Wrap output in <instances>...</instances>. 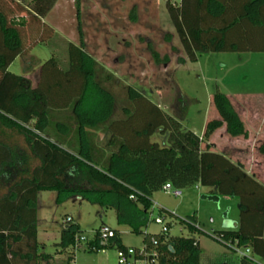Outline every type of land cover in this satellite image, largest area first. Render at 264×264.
<instances>
[{"label":"trees","instance_id":"trees-1","mask_svg":"<svg viewBox=\"0 0 264 264\" xmlns=\"http://www.w3.org/2000/svg\"><path fill=\"white\" fill-rule=\"evenodd\" d=\"M56 1L31 0L27 7L40 23L37 42L56 34L42 21ZM166 7L191 61L203 52H264V0H167ZM131 16L137 20L135 9ZM27 23V17L10 19L0 9V128L16 131L26 143L19 149L0 139V264H53V254L44 252L38 239L41 191H56L58 201L78 197L113 208L119 223L140 231L150 218L152 194L165 183L177 191L199 184L209 188L214 199L236 198L238 225L215 231L212 237L233 251L234 245L251 250L250 255L237 254V264H264V184L241 163L211 150V144L202 149L204 138L224 124L228 135L248 136L229 97L219 90L214 93L220 119L210 121L203 136L131 84L122 85L125 99L120 105L107 84L121 80L85 49L81 30L75 50L82 87L74 96L68 89L59 93L33 87L29 78L8 71L30 50L21 32ZM172 39V33H165L168 43ZM147 42L155 64H169L170 56H161L152 41ZM70 63L62 67L51 58L50 65L68 71ZM156 134L161 140H152ZM259 151L264 154V142ZM31 160L38 164L32 166ZM86 179L95 186L83 187ZM181 222L197 229L195 215ZM65 225L56 243L61 250L74 247L82 234L74 221ZM115 232L107 243L99 244L98 230L87 245L125 250ZM144 240L145 249L157 250L155 264H201L202 250L194 237L170 236L166 231L145 234Z\"/></svg>","mask_w":264,"mask_h":264},{"label":"rangeland","instance_id":"rangeland-1","mask_svg":"<svg viewBox=\"0 0 264 264\" xmlns=\"http://www.w3.org/2000/svg\"><path fill=\"white\" fill-rule=\"evenodd\" d=\"M30 2L0 0V9L7 12L10 19L28 18L29 23L21 28V32L25 46L30 50L18 56L8 71L20 76L30 73L32 86L36 83L47 91L59 93L68 89V95H75L77 88L83 85L78 51L75 50L79 48L81 30L85 49L121 80L107 84L117 94L120 105L125 99L122 85L131 84L163 109L181 118L184 127L201 134L208 122L220 119L213 101L217 90L226 94L239 110L255 107L264 99V52H203L198 54L196 61L189 60L167 10V0H80L79 5L76 0H57L42 18L56 34L38 42L34 36L39 33L40 23L27 11ZM133 9L136 21L131 18ZM167 32L173 34L171 43L165 40ZM147 41H152L161 56H170L169 64H155ZM51 58L62 67L71 62L70 69L52 67ZM181 58L186 62L181 63ZM99 136L103 137L101 133ZM0 139L13 147L26 148L23 136L14 130L0 128ZM237 139L228 135L226 129L219 128L209 138H204L202 149L210 143L211 150L225 153L245 168L247 159ZM152 140H161V137L156 134ZM37 164V160H31L32 166ZM83 183V187L95 186L87 179ZM175 191L167 193L160 189L152 194L150 218L140 231L119 223L113 208L78 197L58 201L56 191H41L38 196V238L42 250L53 254V264H64L69 256L72 258L70 264H118L120 252L117 246L93 250L86 242L77 244L75 241L74 247L67 250L57 248L62 226L66 217L71 216L90 241L99 228L106 225L117 230L125 248L145 249V234H163L164 225H167L170 236L199 240L201 264H237V253L212 235L239 219L238 200L222 196L214 199L209 196L210 189L199 184L183 189L180 194ZM193 215L196 216L195 230L181 222ZM157 217L164 223H156Z\"/></svg>","mask_w":264,"mask_h":264},{"label":"crops","instance_id":"crops-1","mask_svg":"<svg viewBox=\"0 0 264 264\" xmlns=\"http://www.w3.org/2000/svg\"><path fill=\"white\" fill-rule=\"evenodd\" d=\"M101 64L105 66L104 63ZM25 77L31 80L30 73L28 74V76ZM35 86H37L36 83L35 84L33 83V87ZM236 110L239 113L242 121L245 123L246 128L248 130L247 137L239 136L238 139L236 140V142L241 146L242 148L241 151L244 152L243 154L246 156L247 159V165L245 167L246 168L245 170L249 174L255 176L262 184H264V154L260 153L259 151L260 145L264 142V99L260 100V102L255 107H248V108L241 107V110L237 108ZM221 128L226 129V124H224ZM203 134L204 133H201L200 135L203 136ZM102 138H104V135ZM222 197H227V196H222ZM238 221L239 219L234 220V222H232L231 225L225 226L224 228L235 227L238 225ZM64 226L66 225H63L62 228ZM256 259L259 260V258Z\"/></svg>","mask_w":264,"mask_h":264},{"label":"built area","instance_id":"built-area-1","mask_svg":"<svg viewBox=\"0 0 264 264\" xmlns=\"http://www.w3.org/2000/svg\"><path fill=\"white\" fill-rule=\"evenodd\" d=\"M173 186L171 183H165L162 186V190L167 193H171L173 191ZM176 193V191H175ZM173 214V213H172ZM73 218L71 216H67L65 223L72 222ZM156 223L163 224L164 220L160 217L155 218ZM169 231V227L164 225V232ZM116 235V232L113 228L103 225L99 228V244H105V242L109 241ZM82 242H88V237L84 234H80L76 238V243L81 244ZM106 242V243H107ZM234 251L240 255H250L251 250L246 247H238L237 245L232 246ZM91 249L95 250L96 246L93 245ZM120 255L118 259V264H155L156 258L158 256L157 250L155 249H138V248H126L125 250H119Z\"/></svg>","mask_w":264,"mask_h":264},{"label":"water","instance_id":"water-1","mask_svg":"<svg viewBox=\"0 0 264 264\" xmlns=\"http://www.w3.org/2000/svg\"><path fill=\"white\" fill-rule=\"evenodd\" d=\"M181 193V191H176V194H180Z\"/></svg>","mask_w":264,"mask_h":264}]
</instances>
